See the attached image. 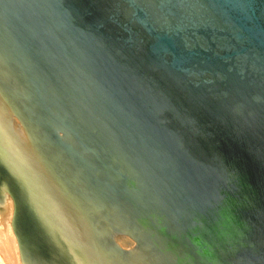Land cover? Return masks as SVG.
<instances>
[{
	"label": "water",
	"instance_id": "1",
	"mask_svg": "<svg viewBox=\"0 0 264 264\" xmlns=\"http://www.w3.org/2000/svg\"><path fill=\"white\" fill-rule=\"evenodd\" d=\"M21 264H264V0H0V221Z\"/></svg>",
	"mask_w": 264,
	"mask_h": 264
},
{
	"label": "rangeland",
	"instance_id": "2",
	"mask_svg": "<svg viewBox=\"0 0 264 264\" xmlns=\"http://www.w3.org/2000/svg\"><path fill=\"white\" fill-rule=\"evenodd\" d=\"M7 213L4 218V225L0 221V258L5 264H21L18 242L12 229L13 208L11 200L6 201ZM8 238V240H7ZM9 244H6V242Z\"/></svg>",
	"mask_w": 264,
	"mask_h": 264
},
{
	"label": "bare ground",
	"instance_id": "3",
	"mask_svg": "<svg viewBox=\"0 0 264 264\" xmlns=\"http://www.w3.org/2000/svg\"><path fill=\"white\" fill-rule=\"evenodd\" d=\"M7 240H8V238H7ZM6 244H9V242L7 241ZM0 264H5L4 260L2 258H0Z\"/></svg>",
	"mask_w": 264,
	"mask_h": 264
}]
</instances>
